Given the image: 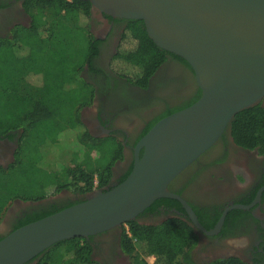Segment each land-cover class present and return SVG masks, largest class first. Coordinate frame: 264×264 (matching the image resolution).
Returning <instances> with one entry per match:
<instances>
[{"label": "trees", "instance_id": "trees-1", "mask_svg": "<svg viewBox=\"0 0 264 264\" xmlns=\"http://www.w3.org/2000/svg\"><path fill=\"white\" fill-rule=\"evenodd\" d=\"M26 10L31 18L29 27L13 30L11 40L0 39V137L21 132L14 162L7 168L0 167V219L15 200L36 202L64 190L86 195L104 188L112 177V168L123 159V145L116 137H92L80 118L81 109L93 100V87L83 79L82 72L86 65L93 70L101 44L90 32V3L29 0ZM127 24L109 60L116 78L146 90L168 56L187 64L156 47L141 21ZM200 94L198 89L189 104L155 119L142 136L160 119L192 105ZM227 131L236 147L262 155L264 100L237 113ZM61 147H65L63 152ZM63 159L67 162L62 171L52 172V165ZM176 204L174 200L158 199L144 212ZM56 212H43L34 221ZM197 215L198 222L208 229L200 213ZM124 226L119 247L130 264H148V257L154 258L152 264H197L192 252L199 238L188 219L171 217L158 225H140L134 220ZM91 241L92 237L60 242L30 262L101 264L92 257ZM205 264L253 263L228 257Z\"/></svg>", "mask_w": 264, "mask_h": 264}, {"label": "water", "instance_id": "water-1", "mask_svg": "<svg viewBox=\"0 0 264 264\" xmlns=\"http://www.w3.org/2000/svg\"><path fill=\"white\" fill-rule=\"evenodd\" d=\"M79 1L89 2L91 15L98 18L141 21L156 47L190 66L201 94L140 138L132 170L122 183L88 193L83 202L3 238L0 264H27L60 242L121 227L158 199L176 200L198 232L216 235L225 212L206 231L168 185L217 142L237 113L264 100V0ZM248 208L233 205L226 211Z\"/></svg>", "mask_w": 264, "mask_h": 264}, {"label": "flooded vegetation", "instance_id": "flooded-vegetation-1", "mask_svg": "<svg viewBox=\"0 0 264 264\" xmlns=\"http://www.w3.org/2000/svg\"><path fill=\"white\" fill-rule=\"evenodd\" d=\"M28 1L0 0V39L11 40L13 30L29 27L31 18L26 10ZM128 21L106 15L99 18L91 15L90 32L101 44L93 62V70L86 65L82 72L83 79L93 87L92 103L90 107L83 108L90 114L86 117L80 115L84 127L94 138L113 136L123 145V159L114 165L112 177L102 190L120 184V180L133 166L134 148L151 122L170 110L189 104L198 90L190 66L172 56H168L152 76L146 90H138L116 78L109 69V60L115 54ZM135 121L139 124L135 125ZM20 134L17 131L0 137V167L7 168L14 162ZM232 148L244 151L234 145L227 131L171 181L168 190L179 194L195 216L200 213L208 227L205 229L201 225L206 231L213 229L225 212L223 224L216 235L205 236L196 230L199 238L196 249L208 251L220 245L226 246L229 241L240 240L245 246L232 248L234 252L228 257L246 263L264 264V153L260 155L257 151H244L253 154V158L246 159L244 166H229L233 159ZM234 169L240 171L241 178L245 180L240 190L230 186L241 180L239 176H234ZM86 195L64 190L56 194V199L48 196L36 202L15 200L0 219V241L23 223L27 225L35 222L41 213L63 210L83 202ZM177 203L169 209L161 207L156 211L142 212L135 221L140 225H158L171 217L189 220L180 203ZM233 205L249 208L226 211ZM122 226L92 237V257L95 261L115 264L118 258L127 257L119 247Z\"/></svg>", "mask_w": 264, "mask_h": 264}, {"label": "rangeland", "instance_id": "rangeland-1", "mask_svg": "<svg viewBox=\"0 0 264 264\" xmlns=\"http://www.w3.org/2000/svg\"><path fill=\"white\" fill-rule=\"evenodd\" d=\"M91 105V104H90ZM87 106V107H90ZM90 114L87 110H84V109H81L80 111V115H82L83 117H86V115ZM135 125L139 124L138 122H134ZM64 148L65 147H61L59 148L61 152L64 151ZM58 152V153H61V152ZM253 154H248V153H245L244 151H241L237 148H232V151H231V158H233L232 160H230L229 162V166H233V165H240V166H244L246 164V159L248 158H253L252 156ZM58 157V155H56ZM66 159H63L62 161L56 163L54 166L52 165L51 167V170L52 172H61L62 171V168L63 166L66 164ZM234 173L235 175L234 176H239V178H241L242 176V173L240 171H236V169H234ZM236 176V177H237ZM233 181V180H232ZM245 180L241 178V180L238 182H234L233 184H230V186H234L233 188L235 189H241L242 186H244V182ZM233 190V189H232ZM55 199L60 197L58 195V197H55V195H52ZM51 197V196H50ZM52 198V199H54ZM1 224L2 222L0 223V227H1ZM124 226V225H123ZM125 229H127L126 226H124ZM245 246V244L238 240V241H231V243H227L226 246H218L217 248H214V249H210L208 251H204V250H198V249H194L193 252H192V256H193V259L194 261L197 263V264H205L207 262H209V260H212V259H219V258H225V257H228L229 255H232V251L233 249L232 248H238L240 249L241 247ZM58 255V254H57ZM58 259V257H57ZM146 261L148 264H152L154 262L153 259H151L150 257L146 258ZM115 264H130V259L127 258V257H120L118 258L117 260H115L114 262Z\"/></svg>", "mask_w": 264, "mask_h": 264}, {"label": "built area", "instance_id": "built-area-1", "mask_svg": "<svg viewBox=\"0 0 264 264\" xmlns=\"http://www.w3.org/2000/svg\"><path fill=\"white\" fill-rule=\"evenodd\" d=\"M66 1H68V2H69L70 0H66ZM150 258L154 260V258H153V257H150Z\"/></svg>", "mask_w": 264, "mask_h": 264}, {"label": "clouds", "instance_id": "clouds-1", "mask_svg": "<svg viewBox=\"0 0 264 264\" xmlns=\"http://www.w3.org/2000/svg\"><path fill=\"white\" fill-rule=\"evenodd\" d=\"M229 243H231V241H229Z\"/></svg>", "mask_w": 264, "mask_h": 264}]
</instances>
